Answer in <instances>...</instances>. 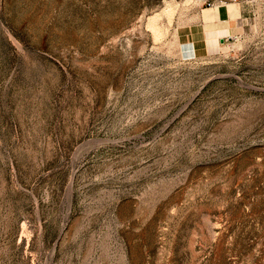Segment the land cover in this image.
Masks as SVG:
<instances>
[{
	"label": "rangeland",
	"instance_id": "obj_1",
	"mask_svg": "<svg viewBox=\"0 0 264 264\" xmlns=\"http://www.w3.org/2000/svg\"><path fill=\"white\" fill-rule=\"evenodd\" d=\"M0 264H264V0H0Z\"/></svg>",
	"mask_w": 264,
	"mask_h": 264
},
{
	"label": "bare ground",
	"instance_id": "obj_2",
	"mask_svg": "<svg viewBox=\"0 0 264 264\" xmlns=\"http://www.w3.org/2000/svg\"><path fill=\"white\" fill-rule=\"evenodd\" d=\"M217 10L220 11V14L222 15V17L215 21L207 22L205 24V29L207 32L212 31V30H218L219 28L230 29V20L233 19V14L239 11V9L236 8L235 6H232L230 8H225L223 6H217Z\"/></svg>",
	"mask_w": 264,
	"mask_h": 264
},
{
	"label": "crops",
	"instance_id": "obj_3",
	"mask_svg": "<svg viewBox=\"0 0 264 264\" xmlns=\"http://www.w3.org/2000/svg\"><path fill=\"white\" fill-rule=\"evenodd\" d=\"M210 9H215V6H212V7H209ZM240 13H241V16H245V7L241 5L240 7ZM224 30V29H221V30H214V31H208L206 33V48H207V51L210 52V50L213 48L214 44H216V42H218V39H221V31Z\"/></svg>",
	"mask_w": 264,
	"mask_h": 264
}]
</instances>
